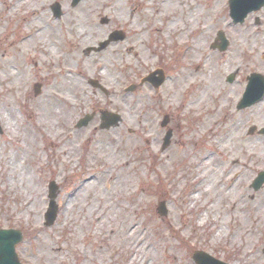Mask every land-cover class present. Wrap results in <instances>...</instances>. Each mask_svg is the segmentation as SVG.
<instances>
[{"label":"rangeland","instance_id":"374dc122","mask_svg":"<svg viewBox=\"0 0 264 264\" xmlns=\"http://www.w3.org/2000/svg\"><path fill=\"white\" fill-rule=\"evenodd\" d=\"M101 1L108 0H83L71 8L72 0H0V229L23 232V242L17 246L23 264H139L141 252L130 263L134 244L123 243L131 232L153 255L148 257L151 264H195V252L229 264H264V186L258 192L251 187L258 173L264 171V156L250 152L254 143L264 147V136L248 134L253 126L264 128V102L237 110L248 77L254 72L264 76L261 42L242 41L250 57L241 56L235 66L227 62L234 51L235 32L249 29L253 35L264 36V9L250 14L243 24H234L229 15L230 0H219L221 7L210 16L205 13L216 0H186V5H179L182 10L178 16L187 14L192 4L200 6L202 13L196 17L194 33L180 42L177 38L181 34L168 35L167 21L154 11L166 0H123L121 9L115 10L118 14L124 11L129 24L119 22L117 14ZM55 2L62 7L60 19L51 10ZM90 7L101 37L81 43L66 21ZM34 11L42 17L36 25H29L26 20ZM105 18L108 24L101 23ZM205 24L209 31L203 49L195 61L184 64V52ZM38 25L55 28V33L34 37L26 46L22 40L35 36ZM115 31H123L126 40L100 53H85ZM219 31L228 43L225 52L211 49ZM55 37L60 44L55 43ZM54 45L55 54L50 51ZM71 46L76 57L66 63ZM114 50L116 56L110 55ZM97 60L109 69H102L109 82L95 75L77 74L85 66L96 65ZM198 60L204 63L201 72ZM159 68L167 77L159 90L148 84L140 86L145 76ZM65 69H71L82 83L81 89L70 88L71 73L65 74L69 81L64 80ZM114 69L117 72L112 76L109 71ZM185 69L195 77L181 86ZM231 74H236V79L228 83ZM93 79L108 95L92 87ZM211 79L221 85L206 91L204 84ZM37 83L43 85L39 96L33 89ZM132 84L137 89L127 91ZM103 112L118 114L119 125L100 129ZM3 113L11 118L7 120L9 127ZM86 114L96 116L88 127L76 129L75 124ZM165 116L170 122L163 128ZM232 124L239 128V134L223 148L221 142L229 139ZM169 129L174 136L164 150ZM142 133L149 135V144L140 139ZM110 136L117 138L116 146L99 153V144L108 145ZM129 139L135 142L129 143ZM68 140L74 142L67 148H75L72 154L64 152ZM113 151L117 158L111 160ZM207 158L219 169L213 196L203 194L199 200L193 199L201 179L199 169ZM119 173H123L124 185L108 192L107 185ZM86 178L102 189L87 191L62 226L64 202ZM52 181L59 186V212L55 224L46 227ZM21 192H28L33 200L40 194L39 214L22 210ZM162 202H166V216L158 211ZM111 209L113 212L108 213ZM100 216L105 217L102 223L97 220ZM222 229L223 234L217 237ZM47 243L52 247L62 244L61 252L52 250V262L41 255L40 247Z\"/></svg>","mask_w":264,"mask_h":264},{"label":"bare ground","instance_id":"6f19581e","mask_svg":"<svg viewBox=\"0 0 264 264\" xmlns=\"http://www.w3.org/2000/svg\"><path fill=\"white\" fill-rule=\"evenodd\" d=\"M186 0H166L165 3L163 4L161 9H157L154 8L155 6H153L154 11L157 13L158 18H164L167 22H166V26H165V31L166 33L169 34H181L177 39L180 42H183L184 37L187 34H193L194 33V25H195V20L196 17L201 15V11H200V6H196L195 4H192L189 7V11L187 14H183V17L178 16V11L182 10V7H180L179 5L182 2V5H186ZM102 4L108 9V11H110L111 9L117 14L118 17V21L119 22H124L125 24H129V21L126 20V16H124V11H119L118 12L115 9H121V5L123 4V0H108V1H101ZM221 1L216 0L214 7L206 12L205 14L207 16H210L212 13H215L220 7H221ZM96 5V4H94ZM150 6H152V3H149ZM117 9V10H118ZM93 7L90 8H83L82 12H81V16H74V17H69V19L66 21V23L71 25V31L74 32L75 36L77 38H79L81 40V43L84 42H89L92 40H97L100 39V34L101 32L97 31V27L95 25L94 22H92L93 20ZM42 17V13H40L39 11H34L31 18L27 19L26 22L29 25H36V23L40 22V19ZM204 22H206L205 20H203ZM182 26V27H181ZM38 31L36 32L35 36H27L25 37L22 42L28 46L31 44V42L34 40L35 38H43L45 35H47V37L52 36L55 33V28H43L41 25H38ZM181 27V29H180ZM209 29L208 27L204 26V29L201 31L200 35L195 37L192 41L191 46L184 52L183 54V62L184 64L186 63V61L191 60V61H195L196 60V55L198 52H200L203 49V40L205 39L206 34L208 33ZM180 32V33H179ZM258 35H253V33H251V31L249 29H240L239 31L235 32V36H234V51L232 52L231 56L228 57V65L231 66H235L237 65V60L243 56L244 58H248L250 57L249 54V49L248 47H244L241 45V42L244 40H248V41H253L255 44L260 41L262 44V48L264 49V36H258L261 37L259 38V40L257 39ZM55 43L60 44L59 40L57 39V37H55ZM51 53H56L57 52V46L54 45L52 47V49L50 50ZM264 52V51H263ZM116 51L114 50V53H111L110 55L116 56ZM109 55V56H110ZM205 57H207L208 60L211 61V58H209V54H205ZM76 57L75 54V50L73 49V47L71 46V48L69 49V53L66 56L65 62L68 63L69 60H73ZM114 58V57H112ZM204 68V63H201L200 60H198L197 63V69L198 72H201L202 69ZM102 69H108L106 67L105 64L100 63V61H96V65L93 66H85L84 68H82L77 74L80 75H84L85 76H90V75H95L101 78H105V82H109L108 80V76L107 73H103ZM109 70V69H108ZM127 67L123 68V71H126ZM187 70H184V73L182 75L181 78V82L180 85H184L187 84L189 79H192L195 77L194 72L190 73V72H186ZM102 72V73H101ZM117 72V70H111L109 71L110 75H115ZM69 73H71V69H65L64 74H63V78L64 80L66 79V75H69ZM66 74V75H65ZM75 75L73 73H71V86L70 88H75V89H81L82 83L77 80L75 77ZM82 77V76H80ZM66 81H69V79H66ZM190 81V80H189ZM221 83L220 81H216V80H212L209 81L207 84H204V88L206 91H213V90H217L220 87ZM83 92V91H82ZM203 100V98L201 99ZM200 100V101H201ZM8 116H11L10 114ZM11 119L10 117L8 118L7 116H5V114L3 113V121L8 125H10L9 122H7V120ZM208 123V122H207ZM239 129V128H238ZM237 129V127L232 124L230 129H229V139L226 142H221L222 147L224 148V146H227L230 144L232 139H235L237 137V135L239 134V130ZM26 137H28L29 139L32 138V135H30L29 133H27ZM140 139L142 141H144L146 144H149V140L150 137L148 134L144 135L143 133L140 135ZM108 141L110 143H108V145L106 143H101L98 146V151L99 153L103 154V153H107L109 150L112 149V146H116L117 144V138L115 136H110L108 138ZM129 143L135 142L132 139L128 140ZM74 142L71 141H67L64 146L66 147L64 152H68L69 154L74 153L73 150L75 149H67L69 147H72L71 145H73ZM221 147V149H222ZM250 149V147H249ZM250 152L252 153H262L264 156V147L261 143L257 144L254 143L251 146ZM112 154L114 156L111 155V160L116 159L117 156H115V152L113 151ZM119 155V154H118ZM208 160L203 161L202 162V167L199 169V177L201 178L198 183L195 185V189L196 192L193 194V199H200L201 196L203 194H210V197H212V191L214 190V180L216 179L217 176V172L219 171V169L214 168L213 165V160L207 158ZM264 160V159H263ZM123 173H119L117 174L114 178H112V183H109L106 187V190L108 192L113 191L117 188H120L121 186L124 185V181H123V177H122ZM13 187H15V185H13ZM95 189H102V187L99 185L97 186L96 182H92L91 179H84L79 186L77 187V189L75 190V192L68 198L65 200L64 202V208H63V219H62V226H65V224L69 221L70 219V212L73 208V206L77 203L78 200H82L83 196L85 195V193L87 191L90 190H95ZM14 190V189H13ZM202 192V193H201ZM231 192L227 195H230ZM40 194H38V196L33 200L31 198V195L21 192V197H22V201H23V206H22V210L28 213H35V214H39L40 212V208L42 206V200L41 197L39 196ZM96 200V199H95ZM215 206V205H214ZM214 206H211L210 209L214 208ZM109 212H113V209L109 210ZM209 214H207V218H208ZM105 219V217H98V223H102L103 220ZM77 224V223H76ZM223 234V229L220 230L217 234V237H221V235ZM124 242L126 243L128 241L132 242L134 244V249L135 252L133 254V256L130 258V263H133L138 252L140 253V257L137 258L139 264H145L146 261H148V257L149 256H153L149 253V251L147 250V248H145V244L144 242L137 237H133L132 232L123 238ZM66 240V239H65ZM58 246L56 247H52V244H42L40 247L41 255H45L46 258L52 262L53 260V256H52V250L57 249L58 252L62 251V244L58 243ZM148 264L152 263V260L148 261Z\"/></svg>","mask_w":264,"mask_h":264},{"label":"water","instance_id":"95a60500","mask_svg":"<svg viewBox=\"0 0 264 264\" xmlns=\"http://www.w3.org/2000/svg\"><path fill=\"white\" fill-rule=\"evenodd\" d=\"M81 0H73L72 6L75 7ZM264 6V0H232L231 1V16L234 19L235 23H243L246 16L252 12L260 10ZM60 5L55 4L52 6L53 13L56 18L61 17V10ZM103 23H108V20H103ZM125 36L122 33H114L110 36L109 40L100 45V48L95 51H100L105 49L111 42L124 40ZM219 39L222 41L221 45H218L222 51L227 48V43L225 42L223 34H219ZM216 46H214L215 48ZM92 50H88L90 53ZM156 74H159V77H156ZM235 79V75H231L228 79L229 82H233ZM165 80V75L162 71H158L157 73L151 74L149 77L143 80V83L149 82L155 88H159ZM94 87L101 88V86L97 82H92ZM41 86H35L36 94L40 93ZM102 89V88H101ZM135 90V86H133L130 91ZM264 96V78L260 75H252L249 78V85L247 90L244 94V97L239 105V109H244L254 105L256 102L260 101ZM94 116L87 115L85 118L81 119L78 124L77 128H83L88 126L90 121L93 119ZM102 120L104 123L102 124V128L109 129L112 126H116L120 121V118L109 114L104 113ZM169 122V118L166 117L163 126H166ZM255 128L250 130V133L253 134ZM2 132L0 127V133ZM264 134V130L261 132ZM172 137V131H169L165 143L164 148L168 147L170 144V139ZM264 184V172L259 175V177L255 180L253 184V188L257 191L259 190ZM58 186L55 183L50 184V208L46 214V226H51L55 222L57 216V205L55 204L54 199L57 196ZM159 213L162 216L167 214V210L165 208V203H161L158 209ZM22 233L14 230H0V264H20L15 253V246L22 241ZM194 261L196 264H224L220 261H217L211 258L209 255L203 252H197L194 257Z\"/></svg>","mask_w":264,"mask_h":264}]
</instances>
